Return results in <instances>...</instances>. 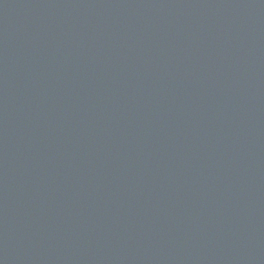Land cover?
<instances>
[{
	"label": "water",
	"instance_id": "obj_1",
	"mask_svg": "<svg viewBox=\"0 0 264 264\" xmlns=\"http://www.w3.org/2000/svg\"><path fill=\"white\" fill-rule=\"evenodd\" d=\"M0 264H264V0H0Z\"/></svg>",
	"mask_w": 264,
	"mask_h": 264
}]
</instances>
